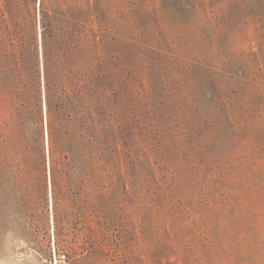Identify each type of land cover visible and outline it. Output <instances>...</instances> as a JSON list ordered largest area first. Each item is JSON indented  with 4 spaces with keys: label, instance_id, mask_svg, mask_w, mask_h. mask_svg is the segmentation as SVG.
Here are the masks:
<instances>
[{
    "label": "rangeland",
    "instance_id": "rangeland-1",
    "mask_svg": "<svg viewBox=\"0 0 264 264\" xmlns=\"http://www.w3.org/2000/svg\"><path fill=\"white\" fill-rule=\"evenodd\" d=\"M101 20L93 176L42 41ZM0 264H264V0H0Z\"/></svg>",
    "mask_w": 264,
    "mask_h": 264
},
{
    "label": "trees",
    "instance_id": "trees-1",
    "mask_svg": "<svg viewBox=\"0 0 264 264\" xmlns=\"http://www.w3.org/2000/svg\"><path fill=\"white\" fill-rule=\"evenodd\" d=\"M59 29L61 35L55 40H50L48 27L45 26L43 33V85L47 116L49 118L55 110L59 114L63 112L71 125L77 122L84 124L86 135L80 136L85 141L89 171L93 176L95 173L99 175L104 171V152L108 151L98 94L104 70L102 20L96 29L80 28L75 22H68ZM64 104L67 108L63 107ZM79 105L82 110L78 109ZM55 172L56 168L52 166L53 184Z\"/></svg>",
    "mask_w": 264,
    "mask_h": 264
},
{
    "label": "built area",
    "instance_id": "built-area-1",
    "mask_svg": "<svg viewBox=\"0 0 264 264\" xmlns=\"http://www.w3.org/2000/svg\"><path fill=\"white\" fill-rule=\"evenodd\" d=\"M65 257L66 256L63 252H58L57 254H55L54 260H55V262L58 260L61 261V260H64Z\"/></svg>",
    "mask_w": 264,
    "mask_h": 264
}]
</instances>
